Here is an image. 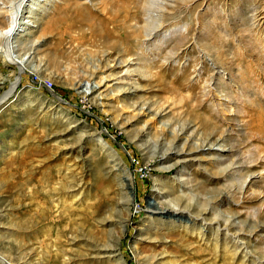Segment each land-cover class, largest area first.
Masks as SVG:
<instances>
[{"label": "rangeland", "instance_id": "obj_1", "mask_svg": "<svg viewBox=\"0 0 264 264\" xmlns=\"http://www.w3.org/2000/svg\"><path fill=\"white\" fill-rule=\"evenodd\" d=\"M24 5L7 99L0 56V264H264V0Z\"/></svg>", "mask_w": 264, "mask_h": 264}, {"label": "bare ground", "instance_id": "obj_2", "mask_svg": "<svg viewBox=\"0 0 264 264\" xmlns=\"http://www.w3.org/2000/svg\"><path fill=\"white\" fill-rule=\"evenodd\" d=\"M27 2V0H19V2H17L14 6L11 7V9L9 11H7V14H9L10 16V25L8 26V28L6 30H2L0 31V41H1V45H0V56H2L4 58V61L6 63H8L9 65H14L19 73V76L16 78V81L14 84H12L11 86V90L10 92L7 94L6 98L10 95H13L15 90L17 89V87H19L21 85V82L23 81V76L25 75L26 72H28L27 70V65L26 62L28 59H26V57H21L18 54H15L16 52V48H17V44L16 41L14 40L16 38L18 29L20 28L19 25H32V21L28 20L26 23H20V18H21V14L24 11V4ZM28 19H32V16L27 17ZM26 27V26H25ZM54 97L57 98V100L59 102H62V100L60 99V97H57L54 94ZM1 103V102H0ZM161 188L158 187V189H156V196H158L159 194H161L160 192ZM182 201V200H181ZM180 202V201H179ZM179 207V208H174V207H168L165 210H167L168 212H171L173 214H185L187 213L189 217H191L192 215L190 214L191 212V207L189 208L188 211H186L187 209L181 206L180 204L176 203L175 207ZM189 206H187L188 208ZM154 214V213H153ZM220 227V225L218 224V228ZM225 230H227V228H225ZM228 231V230H227ZM223 235H225V237H228V235L231 233L230 231L227 232ZM219 233V231H217ZM238 233H234L232 234V241H233V248L235 249V251L240 250L242 248L241 245L237 244L239 243L240 240H246V237L240 238L238 235ZM245 235V234H244ZM247 236V235H245ZM230 239V238H229ZM227 242V239H225ZM237 240V242H236ZM230 242V241H229ZM244 249V248H243ZM245 250V249H244ZM245 256H243V259H246V257L248 256L247 250L244 252ZM251 253V252H250ZM255 258V257H254ZM4 258H2L0 256V260L4 263L6 261L2 260ZM254 262H256V259L253 260ZM258 263H264V261H259ZM6 264H9L6 263ZM256 264V263H255Z\"/></svg>", "mask_w": 264, "mask_h": 264}, {"label": "built area", "instance_id": "obj_3", "mask_svg": "<svg viewBox=\"0 0 264 264\" xmlns=\"http://www.w3.org/2000/svg\"><path fill=\"white\" fill-rule=\"evenodd\" d=\"M34 83H36V84H42L43 81L41 79H39V78H36L34 80ZM43 84L46 86V88H52V82H50L49 85H47L46 83H43Z\"/></svg>", "mask_w": 264, "mask_h": 264}]
</instances>
